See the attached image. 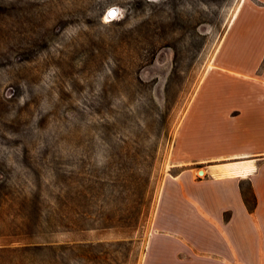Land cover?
<instances>
[{
	"label": "rangeland",
	"instance_id": "rangeland-1",
	"mask_svg": "<svg viewBox=\"0 0 264 264\" xmlns=\"http://www.w3.org/2000/svg\"><path fill=\"white\" fill-rule=\"evenodd\" d=\"M240 2L0 0V264H141Z\"/></svg>",
	"mask_w": 264,
	"mask_h": 264
},
{
	"label": "crops",
	"instance_id": "crops-1",
	"mask_svg": "<svg viewBox=\"0 0 264 264\" xmlns=\"http://www.w3.org/2000/svg\"><path fill=\"white\" fill-rule=\"evenodd\" d=\"M183 127L184 167L160 183L141 264H264V0L236 7Z\"/></svg>",
	"mask_w": 264,
	"mask_h": 264
},
{
	"label": "trees",
	"instance_id": "trees-1",
	"mask_svg": "<svg viewBox=\"0 0 264 264\" xmlns=\"http://www.w3.org/2000/svg\"><path fill=\"white\" fill-rule=\"evenodd\" d=\"M248 187H249V190H250V196L247 195L246 189L244 187V183L243 182L240 183V189H241V193L243 195L244 202H245L248 210L252 211L253 208L255 207V204H256V198H255V195L253 194V192L251 190L250 185Z\"/></svg>",
	"mask_w": 264,
	"mask_h": 264
},
{
	"label": "water",
	"instance_id": "water-1",
	"mask_svg": "<svg viewBox=\"0 0 264 264\" xmlns=\"http://www.w3.org/2000/svg\"><path fill=\"white\" fill-rule=\"evenodd\" d=\"M112 12H115V14H116V9H115V8H111V9H109V11L107 12V17H109V18L114 17V16L109 15V14L112 13ZM198 171H199V172H202L201 169H199Z\"/></svg>",
	"mask_w": 264,
	"mask_h": 264
},
{
	"label": "bare ground",
	"instance_id": "bare-ground-1",
	"mask_svg": "<svg viewBox=\"0 0 264 264\" xmlns=\"http://www.w3.org/2000/svg\"><path fill=\"white\" fill-rule=\"evenodd\" d=\"M234 166H235V165H231V166L229 167L230 169H228V171H229V172H230V171H231V172H232V171H235ZM232 169H234V170H232ZM231 172H230V173H231ZM199 173H200V175H203V174H204V171L202 170V172H199Z\"/></svg>",
	"mask_w": 264,
	"mask_h": 264
},
{
	"label": "snow or ice",
	"instance_id": "snow-or-ice-1",
	"mask_svg": "<svg viewBox=\"0 0 264 264\" xmlns=\"http://www.w3.org/2000/svg\"><path fill=\"white\" fill-rule=\"evenodd\" d=\"M109 15H111V16H115V12H112V13H110Z\"/></svg>",
	"mask_w": 264,
	"mask_h": 264
}]
</instances>
